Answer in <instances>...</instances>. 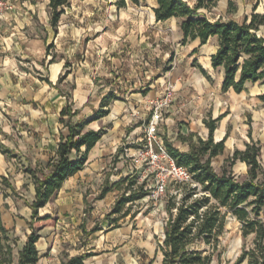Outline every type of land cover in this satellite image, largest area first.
Returning <instances> with one entry per match:
<instances>
[{
    "label": "crops",
    "instance_id": "obj_1",
    "mask_svg": "<svg viewBox=\"0 0 264 264\" xmlns=\"http://www.w3.org/2000/svg\"><path fill=\"white\" fill-rule=\"evenodd\" d=\"M9 1L11 9L0 17L1 264H20L30 224L39 234L37 264H66L77 255H83L80 264H162V238L157 243L148 231L142 234L129 225L106 229L107 219H99L117 197L114 183L128 173L122 171V157L125 148L128 154L132 148L118 152L123 137L133 134L132 142L140 140V112L170 81L174 91L167 122L182 136L175 146L188 150L191 142L206 139L205 120L219 117L213 139H226L216 156L222 155L223 162L252 139L262 144L264 166V102L258 97L264 83L246 82L240 92L222 90L223 69L210 62L216 36L200 46L198 38L182 44L178 18L156 20V0H68L56 25L49 0ZM228 1L218 0L208 16H225ZM233 1L238 13L254 8L264 12V0ZM204 51L206 63L200 61ZM67 103L77 109L72 121L89 120L83 130L104 132L84 166L67 176L33 216L35 180L30 169L38 175L47 172L56 157L58 143L68 133L60 120ZM101 107L108 112L100 115ZM129 123L136 125L126 135ZM80 152L72 150L70 157ZM115 154L118 160L110 168ZM247 168L241 160L232 167L237 177H245ZM104 185L111 188L99 197ZM88 202L91 209H86ZM119 235L130 238L118 242Z\"/></svg>",
    "mask_w": 264,
    "mask_h": 264
},
{
    "label": "trees",
    "instance_id": "obj_2",
    "mask_svg": "<svg viewBox=\"0 0 264 264\" xmlns=\"http://www.w3.org/2000/svg\"><path fill=\"white\" fill-rule=\"evenodd\" d=\"M156 1V20L170 17L179 19L182 44L198 38L200 46L216 36L217 47L210 55V62L213 68L223 69L222 90L232 88L240 92L246 82L264 83V12H257L254 8L250 13H238L235 2L229 0L226 15L213 19L207 12L218 0H196L193 4L187 0ZM67 3L68 0H49L53 25L57 24ZM119 3L123 4L124 0ZM197 50L198 47L193 49L194 52ZM258 97L264 102V93ZM107 112V108L99 109L100 115ZM75 114L77 109H72L71 103H67L60 111V120L67 126L68 133L60 139L56 157L48 164V171L38 175L34 169H30L35 180V198L30 204L33 216L56 193L67 176L84 166L88 151L104 132L103 128L83 130L89 120L79 119L74 122L71 117ZM218 119L205 120L209 129L208 137L191 142L188 150H181L172 142L164 140L176 162L187 166L192 172L194 184L179 182L182 191L176 190V193L170 192L168 195L165 203L168 216L159 244L163 254L162 264H211L213 256L220 254L219 238L228 215L240 222L243 237L253 234V245L243 248L232 264H240L245 260L247 264H264V167L260 160L262 144L251 139L245 143L244 149H234L224 160L220 172L216 171L212 158L224 150L226 139V136L218 141L213 139ZM248 134L251 136L250 131ZM81 146H84L83 150ZM72 150L81 152L78 157L71 158ZM236 160L244 161L248 166L243 178H238L233 172ZM142 187L140 185L139 188ZM110 188L104 185L98 196L102 197ZM139 197V190L123 193L110 212L121 211L123 204ZM0 228L5 230L2 226ZM38 238L37 228L30 224V231L20 251V264H37ZM82 258L83 255L72 256L66 264H80ZM2 262L0 260V264Z\"/></svg>",
    "mask_w": 264,
    "mask_h": 264
},
{
    "label": "rangeland",
    "instance_id": "obj_3",
    "mask_svg": "<svg viewBox=\"0 0 264 264\" xmlns=\"http://www.w3.org/2000/svg\"><path fill=\"white\" fill-rule=\"evenodd\" d=\"M189 1L192 2V0ZM178 47V55H180L182 51L180 50L181 46L179 45ZM175 51L176 50H173L172 52L174 53ZM207 58V51L202 52L200 61L202 63H206L205 61L207 60ZM182 66L188 67L189 64L187 62H183ZM140 113L142 116L138 118L136 124L141 123L149 118L151 113L150 106L148 108H144ZM167 120L168 112L164 111L163 120L159 124L158 135L163 140H168L174 143L175 140L181 139L182 136L180 132H176L173 127L169 126V122H167ZM136 124L129 123L125 125L124 133L128 135V132ZM137 134L139 135V137H142L144 135L143 126L140 130H138ZM132 135L128 138L124 136L122 140L124 145H120L118 148V152L120 153L123 152V147L125 146L132 148L129 150L128 155H124L122 157V159H125V165L122 166V171L128 173L123 174L120 178L117 179L118 182L116 184V187L117 189H119L117 197L115 201L109 206L108 210L104 213V215L99 219H107V224H105V221L103 222L106 229H109V227L117 228L122 225H129L133 229H139L142 234H144L145 231H148L152 235L151 239L159 243L158 240L163 237V226L168 216V212L165 208V203L168 198V195L170 192L176 193L174 192V190L182 191V187L181 183L167 179L164 190L162 192L155 191L157 179L156 170H153V167L148 163L145 156L142 157V160L138 163V166H134L132 164L133 160L130 156L131 153L135 152L138 148L144 150L146 140L143 138L142 140L132 142ZM117 155L118 154L112 156L111 162L113 163V165L111 164L109 166L110 168H113L115 162L118 160ZM223 162L222 155L213 158L212 163L216 171L220 172L221 165L223 164ZM129 163L132 164V168L131 166H128ZM126 165L128 166V168L126 167ZM107 173L110 172L108 171ZM106 180L108 181V177L106 178ZM131 182H133V184H131ZM140 185H143V187L139 188ZM126 187H130L131 189ZM134 190H139L141 193V197L123 204L122 210L119 212H110L111 209L114 207L117 199H119V197H121L123 193L129 194L131 193V191ZM87 208H92L91 202L87 203L86 209ZM116 238L118 242H125V240L129 239L130 237H123L119 235ZM252 245L253 234H249L248 236L243 237L240 229V222L234 216L228 215L226 218L224 231L219 238L220 254L219 256H213L211 264H232L240 255L243 248H250ZM240 264H247V261L245 260Z\"/></svg>",
    "mask_w": 264,
    "mask_h": 264
},
{
    "label": "built area",
    "instance_id": "obj_4",
    "mask_svg": "<svg viewBox=\"0 0 264 264\" xmlns=\"http://www.w3.org/2000/svg\"><path fill=\"white\" fill-rule=\"evenodd\" d=\"M12 4L9 0H0V17L4 16ZM174 91V84L170 81L166 82L162 95L152 98L149 101L151 113L148 119L143 121V133L140 138L146 140L145 149L138 148L131 153L133 165L138 163L145 156L148 163L156 170L155 191L162 192L166 186V180H174L176 182H189L194 184L192 172L185 165L178 164L173 155L168 151L164 140L158 135L159 124L163 120L164 111H168ZM128 155V149L125 148ZM176 190H174L175 192Z\"/></svg>",
    "mask_w": 264,
    "mask_h": 264
}]
</instances>
